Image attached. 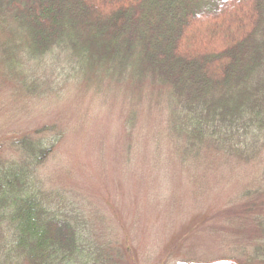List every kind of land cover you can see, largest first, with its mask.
<instances>
[{
    "label": "rangeland",
    "instance_id": "1",
    "mask_svg": "<svg viewBox=\"0 0 264 264\" xmlns=\"http://www.w3.org/2000/svg\"><path fill=\"white\" fill-rule=\"evenodd\" d=\"M54 55L17 54L9 66L0 46V170L21 159L13 139L61 135L30 190L79 211L83 235L106 242L113 264L249 261L262 240L264 142L182 155L167 86H130L119 63Z\"/></svg>",
    "mask_w": 264,
    "mask_h": 264
},
{
    "label": "trees",
    "instance_id": "2",
    "mask_svg": "<svg viewBox=\"0 0 264 264\" xmlns=\"http://www.w3.org/2000/svg\"><path fill=\"white\" fill-rule=\"evenodd\" d=\"M0 29L9 66L17 54L41 61L66 51L119 63L130 86H167L182 155L202 143L244 154L264 142V0H0ZM60 138L13 139L21 159L0 170V264H98L105 255L113 264L106 242L83 235L79 211L30 190L34 166ZM260 229L245 264L264 260V216Z\"/></svg>",
    "mask_w": 264,
    "mask_h": 264
}]
</instances>
